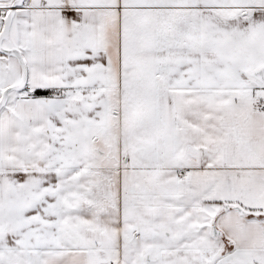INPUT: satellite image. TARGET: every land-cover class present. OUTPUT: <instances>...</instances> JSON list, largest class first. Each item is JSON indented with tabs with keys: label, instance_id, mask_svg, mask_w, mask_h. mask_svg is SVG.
<instances>
[{
	"label": "snow or ice",
	"instance_id": "1",
	"mask_svg": "<svg viewBox=\"0 0 264 264\" xmlns=\"http://www.w3.org/2000/svg\"><path fill=\"white\" fill-rule=\"evenodd\" d=\"M0 264H264V0H0Z\"/></svg>",
	"mask_w": 264,
	"mask_h": 264
}]
</instances>
